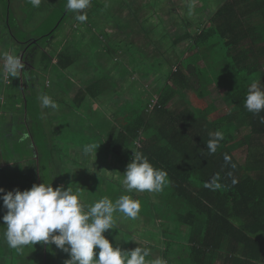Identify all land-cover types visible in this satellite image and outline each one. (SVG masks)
<instances>
[{
  "label": "trees",
  "instance_id": "16d2710c",
  "mask_svg": "<svg viewBox=\"0 0 264 264\" xmlns=\"http://www.w3.org/2000/svg\"><path fill=\"white\" fill-rule=\"evenodd\" d=\"M51 1L64 6V13L54 29H47L38 37L40 26L42 28L49 20L53 8L35 9V21L22 25L23 31L28 29L22 36L26 45L53 39L66 17L73 14L67 9V0ZM200 1L204 2V9L213 5V0ZM216 1V8L203 24L178 40L192 41L187 48L192 50L188 58L179 62L176 71L170 69L169 74L163 71L166 72L164 78L143 85L146 89L141 91L139 99L117 110L113 122L107 119L106 142L100 139L105 145L96 143V148L100 147L96 151L98 157L93 159L97 173L107 172V167L101 166L102 162H107L113 168L120 167L123 175L134 151L142 152L155 168L167 172L168 182L162 191L152 192V196L137 195L133 191L135 197L131 196L141 204L139 216L145 218L147 230L144 236L152 242L136 238V233L129 230L135 229V224L129 229L119 228L116 233L112 229L104 233L122 251L137 246L147 248L148 260L160 257L167 264H176L179 255L183 264H264V239L261 238L264 234V123L261 122L264 111L254 114L244 107L248 86L258 82L264 87V0ZM44 3L47 4V0ZM10 24L13 28V20ZM129 45L115 42L109 49L116 53L127 46L132 57L141 52ZM69 55L73 58L70 49L66 55L64 51L58 54L60 67L66 68L72 63ZM127 57L128 53L122 59H115L121 62ZM50 58L47 59L50 61ZM154 65L160 67L156 62ZM123 82L117 80L118 84ZM99 83L96 88L88 87L91 94L88 88L80 89L73 95L71 104L78 109H96L95 99L106 91H118L120 97V93L129 89L125 86L114 89L107 75ZM28 92L22 90L23 102L28 100L25 110L35 123L33 133L39 157L33 160V178L27 175L30 181L27 188L51 180L50 169H45L42 163L48 167L50 163L53 165L57 183H63L64 174L68 173L69 181H83L87 186L92 176L83 172H88L89 166L70 158L69 153H56L58 142L54 135L47 141L46 134L36 132V122L40 119L44 123L49 111L46 110V115L43 113L39 99L43 93ZM91 95L95 97L93 102ZM184 97L193 99L192 106L177 103L178 98ZM218 100L222 103L218 104ZM88 102L91 103L87 105ZM224 109L228 112L219 115ZM47 119H52L51 115L48 114ZM238 119L248 121L250 127L241 137L234 135ZM95 129L101 131V127ZM216 131L223 133V139L217 151L208 154L206 144L212 138L209 134ZM76 134H73V143H67L69 148L73 144L80 145L79 142L86 146L93 140L89 133L84 135L81 130ZM225 155L231 158L229 162L225 161ZM69 162L76 164L75 176L71 174ZM217 174L221 186L216 190L205 187V182ZM106 179L104 176L100 183L103 194L104 186L109 188L115 182L106 183ZM95 194L90 192L91 197ZM122 194L130 195L120 188L119 194L110 199L115 202ZM36 244L26 246L16 263L64 264L67 260V253L55 245Z\"/></svg>",
  "mask_w": 264,
  "mask_h": 264
},
{
  "label": "crops",
  "instance_id": "0c3cea01",
  "mask_svg": "<svg viewBox=\"0 0 264 264\" xmlns=\"http://www.w3.org/2000/svg\"><path fill=\"white\" fill-rule=\"evenodd\" d=\"M41 1L43 3L38 8H34L28 0H22L21 10L14 15L12 7L14 4H17L16 0H0V53L10 52L16 56L21 55L24 57L23 63L25 65L20 76L14 77L10 85H5L2 69L3 62L0 61V187L4 188L5 191L16 188L20 190L29 189L27 188L30 183L28 178L23 187L20 185V166L23 170L27 171L26 174L30 178H33V160L39 157V147L35 144L36 138L33 133V121L31 115L29 116L27 114L28 111L25 110V103L28 104V100L26 101L25 99V102H23V89L29 91L28 93L31 94L33 91L43 93V95L49 96L57 104V108L55 109L42 107L44 114L46 115V110L47 112L49 111L48 114L51 115L52 119L48 120L47 114L45 122L43 123L39 119L40 123L37 125L39 130H44L43 134H46L47 141L51 140L53 135L57 138L58 133L61 132L58 129L51 132L53 126H58L63 131H76V128L83 131V115L86 114L90 120H93L94 128L98 125L101 127V131L94 130L98 135L90 143L97 146L96 143L99 144L102 135L106 134L104 129L107 126L108 120L114 121L117 110H120L129 102L139 99L141 91L146 89L142 87L143 85H146L149 81L156 82L164 78L166 72L169 74L171 70L174 71L171 66V58H177V62H184L192 52V50H187L192 42L189 40H187L188 42L186 41V46L183 47L179 44L177 50L175 48L174 52H172L173 57L166 54L171 52V50L165 51L161 47L158 51L152 52V54L149 51L143 52L142 46L144 43L135 41L133 38V36L138 37V35L134 33L133 35H127L129 31L126 29L132 27L129 24L130 21L125 20L122 22V20H117L110 10H103L101 12V6L90 14L87 12L88 8L83 10L89 15L88 19L86 22L79 23V28L76 30H73L74 25L70 23L74 18V13L69 14L63 23V27L61 30L59 29L60 31L58 30L59 32L56 33L53 39L47 40V42L35 41L34 45H26L22 36L28 32V29L26 32L23 31L24 26L22 25L26 24L27 21L29 24L35 21L33 18L35 9L51 8V0H47V4L44 3L46 0ZM93 1L91 0V2ZM92 15H96L98 20H93L91 18ZM100 16L104 17V22L99 21ZM36 17L38 16L36 15ZM12 20L13 25L18 26L17 28L11 27L10 23ZM15 30L17 31L15 32ZM112 42L120 44L128 43L130 44L129 46L139 48L141 52L132 57V52L128 51V47L126 46L115 53L109 48V50L106 49L107 47L105 46L106 43ZM69 49L73 58L70 55L68 58H71L72 63L68 67L62 68L58 63V54L64 51L66 55V51ZM127 53L128 57L123 61L119 62L118 59L113 61V58L122 59ZM49 57H51L50 61L47 59ZM147 58H154L153 64L151 62V66L147 68L148 72L138 70V67L140 69V66L144 65L146 67L149 64ZM164 58L169 60L170 64L166 63ZM154 62L161 66L156 68ZM162 62L168 65L166 72L162 71ZM42 64L45 65L43 68ZM126 67L129 69L128 75L125 74L121 77L120 73ZM106 75L111 80L114 89L120 88V86L129 87V89L120 93V97H118V91H106L107 93L100 95L105 96L102 99L100 96L95 99L91 95L92 102L93 99L96 100V109L93 107H81L78 109L71 104L73 95H76L80 89L87 90L89 86H91L90 88L98 87L100 80L105 78ZM44 79L53 82L52 88H48ZM117 80H124V82L118 84ZM89 91L91 94V90ZM57 95L64 97L58 98ZM100 102L103 104H100ZM103 120L106 122L104 123ZM78 122L81 125H78ZM15 128H18L20 133L18 131L15 132ZM76 132L72 134L77 135ZM15 133L19 135L17 134V137L14 139ZM24 133L28 134V139L21 142L20 136ZM86 133L88 132H83L84 135ZM6 135L12 141H5L4 137ZM16 139L19 141L15 142V145L13 141ZM71 141L73 142V140ZM104 142H106V139ZM79 144L70 146L72 147L70 153L68 152L70 158L74 160L78 159L80 162H85L86 159H89L92 161L93 167L90 170L87 168L88 172L84 171L83 173L91 176L96 175L98 168L94 160L98 157V152L96 156L95 150L93 154L85 155L84 151L81 150L82 146L83 149L85 148L84 142H79ZM49 166L52 168L46 166L45 169H50L53 187L61 185L65 187V184L57 183L54 180L55 169L53 165ZM75 183L79 184L81 190L88 192V198H91V191L96 192V194L99 193L98 195L101 197L100 184H98V189L95 190L92 181L87 186H85L83 181L78 182L75 180ZM5 213L6 209L3 207V201L0 200V264H17L16 261L25 253L26 248L24 247L21 252H18L16 249H11L7 246L3 239V231L6 225L3 224L2 217ZM66 256L67 259L70 258L68 254Z\"/></svg>",
  "mask_w": 264,
  "mask_h": 264
},
{
  "label": "clouds",
  "instance_id": "9594fccd",
  "mask_svg": "<svg viewBox=\"0 0 264 264\" xmlns=\"http://www.w3.org/2000/svg\"><path fill=\"white\" fill-rule=\"evenodd\" d=\"M38 8L41 0H28ZM91 0H67L68 11L74 13V19L83 23L87 21V9ZM22 58L21 59L19 58ZM3 72L10 77H19L24 69L23 57L10 52L0 53ZM177 67L174 68V71ZM44 108H57V104L47 95L39 97ZM244 107L254 114L264 111V87L258 82L251 83L247 88ZM264 123V117H261ZM207 141L208 154H213L223 139V133L216 131L209 134ZM28 139V134L20 136L21 142ZM95 156L97 148L87 145L85 155ZM230 157L225 155V161ZM232 167H235L233 164ZM219 175L205 182V187L218 189ZM167 172L155 168L149 159L140 151H134L130 162L123 173L122 185L128 193L133 190L143 192H160L166 186ZM0 200L6 213L3 215V239L7 246L21 252L26 246H34L37 242L45 245H55L69 255L64 264H167L160 257L152 260L147 248L137 246L131 250H123L104 235L112 229L114 213L120 212L130 219H136L140 213L141 204L128 194H122L115 202L103 197L85 206L80 199V189L68 186L53 187L50 182L34 183L29 189L19 188L5 191L0 187ZM97 250V251H94Z\"/></svg>",
  "mask_w": 264,
  "mask_h": 264
},
{
  "label": "rangeland",
  "instance_id": "374dc122",
  "mask_svg": "<svg viewBox=\"0 0 264 264\" xmlns=\"http://www.w3.org/2000/svg\"><path fill=\"white\" fill-rule=\"evenodd\" d=\"M224 1V0H223ZM223 1H218V3L220 4ZM17 4H14L12 7V12H14V15L21 10L20 6L22 5V0H16ZM202 2L200 0H94L93 2L90 3L87 12L90 14L93 11L97 10L98 7H100L101 12L103 10H110V12H112V14L114 15V17L117 20H122V22H124L125 20L130 21L129 24H131L130 26H132L129 29H126L127 31H129L127 33L133 35V33L135 35H138V37H134L135 41H139L142 42V44L144 43V45L142 46V50L143 52L149 51L150 54H152V52L154 51H158V49L161 47L163 48L165 51L171 50V52L166 53L169 54L170 56L173 57L172 52H174L175 48L177 50V47L179 46V44L181 46H186L187 42L186 41H182L179 42V38L185 36L186 33L188 32H194L197 28H199L202 24L203 21L207 18V15L211 12V10L213 8H216L217 6V1L213 0V5L209 6L208 8H205L202 6ZM152 4V6L150 5ZM204 4V2H203ZM56 6V8H55ZM53 9L51 10V12H49L50 16L48 17V21L46 22V24L44 26H40L39 31L37 32L38 37L43 35L45 33V31L50 30V29H54V26H56L58 20L60 19L61 15L64 13V6H58L57 4L52 3L51 6ZM55 9V10H54ZM151 9L154 10V13H151ZM91 18L93 20H98L96 15H92ZM104 17L100 16L99 21L100 22H104L103 21ZM71 24H73V30H76L77 28H79V21L75 20L74 18L70 21ZM14 26V25H13ZM63 27V25L60 27ZM59 30V31H60ZM58 30L55 32H59ZM71 33V32H70ZM69 34V33H68ZM129 39V38H128ZM131 40V39H130ZM114 42H112L113 44ZM111 43H106L105 46L107 48H110L112 46ZM100 46V45H99ZM120 50V49H119ZM139 54V53H138ZM166 60V58H164ZM153 60L154 58H147V61L149 62V64H147L146 67L140 66L137 68L138 70H143L148 72V67L151 66V62L153 64ZM172 62H171V66L173 67V69L178 65L179 62H177V58H171ZM113 61H115V58H113ZM170 64V61L167 60ZM166 63L162 62V71H166ZM45 65L42 64V68ZM159 66V65H158ZM161 66V65H160ZM124 70L121 71V77L124 76L125 74L128 75L129 69L123 68ZM43 71V70H42ZM140 72V71H138ZM14 77H11V82L13 81ZM6 78L3 77L4 80V84L6 83ZM44 82L46 83V85H48V88H52L53 86V82L51 80H45ZM43 83V84H45ZM11 84V83H10ZM9 84V85H10ZM58 98H63L64 96L62 95H57ZM192 96V95H191ZM177 103L179 104H183V105H187V106H192L193 104V99L191 97L185 99L184 98H178ZM91 102H88L87 105H89ZM218 104L222 103L220 100L217 101ZM100 104H103L102 102H100ZM63 106V105H61ZM228 112L227 109H224L223 111H221L219 113V115H222L224 113ZM44 113V112H43ZM28 115H30V113H27ZM83 121H84V125H83V132L87 131L88 133H90L91 138L92 139H96L97 138V133L94 131V124H93V120H90L88 115L84 114L83 115ZM37 125L40 123V121L36 122ZM236 127H234V135L237 137H241L246 135L249 130V124L248 121L246 120H239L236 121ZM35 124V123H34ZM33 124V125H34ZM98 125V124H97ZM96 127H100V125L96 126ZM6 129V128H5ZM54 131L56 129H58L59 132L58 136L56 138L55 141L58 142V146H56V153L61 154V153H65L68 154V152L70 153L72 147L69 148L70 144L67 143H73L71 140L74 139V136L72 133H74V130H70V131H63L62 129H60L58 126H55L52 128ZM18 131V133H20L18 128H15V132ZM63 131V132H62ZM36 132H41L43 134V130H39L37 129ZM15 133L14 135V139L17 137V134ZM19 135V134H18ZM46 138V137H45ZM107 138V133L105 135H102L101 139L104 141ZM5 141H12L11 139L8 138V136L6 135L4 137ZM98 140H99V136H98ZM19 140H14L13 144L15 142H18ZM92 143V142H89ZM16 145V143H15ZM68 145V146H67ZM101 145H105L103 142H100L99 144ZM96 147V146H95ZM75 149V148H74ZM100 149V147H99ZM99 149L97 148V151H99ZM81 150L83 149V146L81 147ZM101 153V152H100ZM73 162H69L68 163V167L70 165H72ZM81 163V162H80ZM82 164V163H81ZM85 164L87 166H89L90 169H92L93 164L92 161H90L89 159L85 160ZM109 163L107 162H102L101 166H104L103 168L106 169L107 167V172L102 175V170H100V173H97L96 175H93L91 177V181L93 183L94 189L97 190L98 189V184H100L103 180H104V176L106 179V183L108 182H113L109 188L108 186H104V194L100 192L101 197L98 195L99 193L95 194V196H92L91 198H88V192L81 190L79 188V184L75 183V181H70L68 173L64 174L63 177V184H65V188H67L68 186L75 188H79L80 189V199L81 201L85 204V206L90 205L92 203H94L95 201H98L99 199L103 198V197H108L113 198L115 195L117 196L119 194V189H125L122 185V177L123 175L121 174V169L119 168H113L111 166H108ZM51 165V163H50ZM76 165V164H75ZM75 165H72V173L75 176V170L77 169V167ZM43 167H46L48 165H44L42 163ZM51 167V166H50ZM52 168V167H51ZM20 180H21V186L23 187L24 184H26V179H27V171L23 170V168L20 166ZM51 178V177H50ZM51 182V180L49 181ZM117 182V183H116ZM68 183V184H67ZM101 187V186H100ZM126 190V189H125ZM135 193L137 195H142V194H150L152 196V192H148V191H143V192H139L136 190ZM133 191L130 194V196H134ZM92 192V191H91ZM148 195H146L145 197H147ZM115 198V197H114ZM147 201V200H145ZM142 202V201H141ZM145 203V202H144ZM115 215V213H114ZM127 217L124 216L123 213L120 212H116V216H114V224H113V228L112 230H114V233L118 232L119 228H123V229H129L130 225L135 224L137 227L135 229H129L130 231L136 233V238L137 239H141L143 241H149L152 242V240H150L149 238H147V236H144V232H146V227H144V217H141V215L136 218V219H126ZM264 239V234L262 235V237ZM139 243H143L141 241H138ZM156 252L158 251V249H154ZM160 252V251H159ZM178 262H176V264H183L182 259L179 258L178 255Z\"/></svg>",
  "mask_w": 264,
  "mask_h": 264
},
{
  "label": "built area",
  "instance_id": "2783aa9c",
  "mask_svg": "<svg viewBox=\"0 0 264 264\" xmlns=\"http://www.w3.org/2000/svg\"><path fill=\"white\" fill-rule=\"evenodd\" d=\"M19 58H20V59H21V61H22V58H21V57H19ZM4 77L7 79V80L5 79V80H6V83H5V85H6V84H10V83H11V77H10V78H8V77H7V75H6L5 73H4Z\"/></svg>",
  "mask_w": 264,
  "mask_h": 264
},
{
  "label": "bare ground",
  "instance_id": "6f19581e",
  "mask_svg": "<svg viewBox=\"0 0 264 264\" xmlns=\"http://www.w3.org/2000/svg\"><path fill=\"white\" fill-rule=\"evenodd\" d=\"M3 12V11H2Z\"/></svg>",
  "mask_w": 264,
  "mask_h": 264
}]
</instances>
